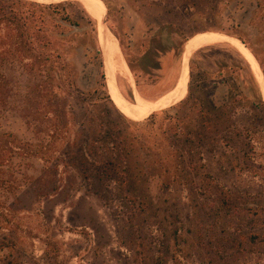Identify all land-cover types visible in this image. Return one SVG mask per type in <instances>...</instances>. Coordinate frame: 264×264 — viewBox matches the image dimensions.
Wrapping results in <instances>:
<instances>
[{"label":"rangeland","instance_id":"374dc122","mask_svg":"<svg viewBox=\"0 0 264 264\" xmlns=\"http://www.w3.org/2000/svg\"><path fill=\"white\" fill-rule=\"evenodd\" d=\"M31 1L57 5L55 0L27 2ZM96 1L99 19L118 40L130 66L132 81L114 76L119 95L128 102H134V91L151 101L169 96L185 46L202 34L238 40L257 55L259 72L264 70V0ZM67 3L72 6L48 20L54 37L63 39L66 48L72 45L73 53L66 54L73 63L71 95H97L105 83L130 131L141 137L156 134L157 141L165 135L162 145L181 156L185 171L181 182L169 188L156 177L145 186H132V180L123 184L114 177L99 153L95 165L80 157L75 168L59 164L57 174L45 175L58 188L47 195L35 189L44 182L39 174L29 172L30 180L22 174L17 178L22 188L11 196L0 194V264H264V107L260 106L264 95L237 44L202 47L189 57L182 97L189 82L194 99L210 97L211 82L221 81H236L240 92L219 86L213 94L215 103L223 95H241L231 110L234 125L207 137L200 155L193 157L184 136L187 131L169 132L163 115L141 125L162 110L139 111L113 98L105 79L99 21L87 14L92 25L83 20L79 28L69 26L62 17L78 20L83 7L75 0L59 4ZM95 50L101 52L102 69ZM244 63L255 81L246 74ZM52 69L58 72L61 67L55 63ZM118 113L110 110L109 117L123 127L125 120ZM11 125L20 136L21 124Z\"/></svg>","mask_w":264,"mask_h":264},{"label":"trees","instance_id":"16d2710c","mask_svg":"<svg viewBox=\"0 0 264 264\" xmlns=\"http://www.w3.org/2000/svg\"><path fill=\"white\" fill-rule=\"evenodd\" d=\"M68 5L72 6L71 3L46 5L0 0V194L14 195L24 186L17 178L24 174V179L30 180L29 172L39 174V181H44L35 189L43 195L55 192L57 185L53 180L48 182L45 175L57 174L59 164L64 168H75V161L80 157L95 165L99 153L106 158L107 170L123 184L132 180V186L134 183L145 186L155 177L161 179L163 188L181 182L185 171L181 156L169 149L166 151L162 145L166 136L157 141L156 134L142 137L133 134L129 121L115 108L105 83L101 84L97 95H71L73 63L66 54L73 53L72 45L66 48L60 42L63 39L54 37L48 20L52 15H59V11H64ZM80 12L78 20L66 15L61 21L74 28L82 26L83 20L92 25L93 21L85 10L81 8ZM53 27L60 28L59 25ZM94 55L102 69L101 52L95 50ZM252 55L261 67L257 55L254 52ZM55 63L61 67L58 72L52 69ZM243 67L248 77L254 80L246 63ZM262 73L264 76V70ZM101 78L104 79L103 73ZM54 82L57 85L54 86ZM219 86L230 93L240 92L236 81L210 84L214 91ZM190 94L189 82L184 99L182 97L159 114L145 115L143 119L150 116L141 125L151 124L157 115H163L169 132L171 128H174V135L182 129L187 131L185 140L194 157L200 155L207 137L212 135L213 138L220 129L234 125L231 110L241 102V95H223L216 104L213 94L196 99ZM72 99L75 100L73 105ZM260 106L264 107V103ZM110 110L125 120L123 127L110 119ZM76 113L80 117L78 120ZM16 122L22 127L20 136L12 130L11 123ZM37 162L45 165L35 166ZM0 208L3 209L1 203Z\"/></svg>","mask_w":264,"mask_h":264},{"label":"bare ground","instance_id":"6f19581e","mask_svg":"<svg viewBox=\"0 0 264 264\" xmlns=\"http://www.w3.org/2000/svg\"><path fill=\"white\" fill-rule=\"evenodd\" d=\"M63 1L65 0H55L54 2L61 3ZM75 1L81 4L83 9L87 12V14L91 18L99 21L101 44H102V49L104 53V64H105L104 69H105L106 84L110 91L109 93L113 96V98L117 102H119L122 105H128V106L130 105L134 109L139 110V111H144V112L164 110V109H167L175 105L181 99L184 93V90H185L187 77H188L187 63L189 61L190 55L194 51L199 50L202 47H206V46H210V45H214L218 43L221 44L227 41H234L237 44L238 50L243 55L247 63L250 65L252 72L255 75L257 85L259 86L262 95H264V78H263V75H261L262 73H260L257 68V65H256L257 60L255 61L252 54L246 49V47L243 44H241L236 39L234 40L233 38L227 39V38L216 36L214 34H202L194 38L192 41H190L185 46L180 80L177 86L175 87V89H173V91L170 93L169 96H167L165 99H162L160 101H151V100L142 98L138 94L137 91H134L133 93L134 102L132 103L128 102L121 95H119L120 91L118 92L116 85L114 83L115 75L120 76L123 79H129L130 81H132L131 71L121 54V51L118 45V40L116 39L114 35H112L113 33L110 32L109 29L106 28L105 24L99 19V17H101V12L99 10V5L96 0H75ZM50 3H53V2H50Z\"/></svg>","mask_w":264,"mask_h":264},{"label":"water","instance_id":"95a60500","mask_svg":"<svg viewBox=\"0 0 264 264\" xmlns=\"http://www.w3.org/2000/svg\"><path fill=\"white\" fill-rule=\"evenodd\" d=\"M27 1H30V0H27ZM31 2H34V1H31ZM34 3H36V2H34ZM56 4H59V3H56ZM47 5H49V4H47ZM52 5H54V4H52ZM104 22H105V19H104ZM187 65H188V63H187ZM180 76H181V71H180L179 77H178V79H177L176 86H177V84L179 83ZM176 86H175V87H176ZM175 87H174V89H175Z\"/></svg>","mask_w":264,"mask_h":264}]
</instances>
